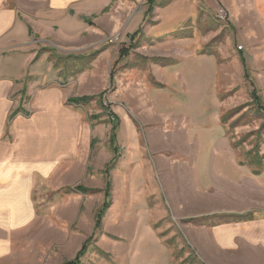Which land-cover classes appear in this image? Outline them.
<instances>
[{"label": "rangeland", "instance_id": "obj_1", "mask_svg": "<svg viewBox=\"0 0 264 264\" xmlns=\"http://www.w3.org/2000/svg\"><path fill=\"white\" fill-rule=\"evenodd\" d=\"M220 6L227 12L225 20L217 15ZM148 8L147 0H114L107 12L122 17L119 29L113 30L108 23L105 31L94 30L91 42L84 38L75 47L58 45L48 53L61 83L90 73L87 89L74 91L76 97L91 98L76 104L87 133L82 154L90 177L58 191L37 177L33 198L45 224L13 232L12 264H64L89 239L80 264H212L202 259L197 246L198 241L211 242L207 226L244 220L233 216L236 214L214 212L247 206L229 188L244 191L250 186L246 179L255 175L254 168L239 162L246 159L244 154L255 144L256 134L237 148L235 142L261 129L264 153V115L253 96L256 90L264 104V37L255 35L260 23L243 15L236 18L242 7L236 5L231 11L225 0H156L153 13L146 17ZM246 11L253 14L251 7ZM136 24L141 30L132 40L130 33ZM116 35L122 40L111 42ZM130 46L127 55L120 54ZM229 111L233 113L227 116ZM125 112L130 114L143 148L149 155L157 154L151 159L157 189L152 194L145 188L146 195H151L146 198L150 214L139 217L145 228L139 230L138 238L134 236L138 231L132 228L133 215L128 221L107 218L103 224L102 220V229L95 231L97 210L105 201L106 169L127 153V146L121 144L118 155V142H111L113 126L124 127ZM151 132L156 142L150 141ZM156 161L165 163L168 173H162ZM233 170L236 182L223 178ZM260 174L264 175V167ZM112 190L113 186L111 204ZM75 193L82 194L80 214L91 212L92 227L75 256L67 257L59 251L53 231L62 227L71 232L75 226L58 220L53 208L60 198ZM198 232L204 233V240L197 237Z\"/></svg>", "mask_w": 264, "mask_h": 264}, {"label": "crops", "instance_id": "obj_2", "mask_svg": "<svg viewBox=\"0 0 264 264\" xmlns=\"http://www.w3.org/2000/svg\"><path fill=\"white\" fill-rule=\"evenodd\" d=\"M113 1L0 0L1 264H12L11 237L14 231L27 230L35 223L36 227L45 224L33 198L37 177L56 191L73 185L77 179L90 177L87 176V158L82 154L87 135L81 125L83 115L76 104L69 101L76 97L74 91L87 89L85 85L88 86L90 73L86 71L74 81L61 83L54 75V64L48 61V53L51 54L58 45L66 49L75 47L84 38L91 42L94 30L105 31L108 23L113 30L119 29L122 17L107 12ZM225 1L231 11L236 5L242 7L238 10L241 15H236V18L243 15L248 21L260 23L255 35L264 37V0ZM249 7L253 9L251 16L246 11ZM136 26L138 28L139 24ZM136 26L130 35L136 31ZM250 27L254 32L255 28ZM97 34L100 35L99 32ZM123 118L124 127L119 125L117 128L118 155L121 144L127 146V153L122 160L118 156L112 170V204L103 224L107 223V218L112 222L128 221L133 215L132 228L138 231L134 234L138 238L139 230L145 228L139 217L150 214L146 198L151 195H146L145 188L147 186L152 194L157 189L151 162L152 156L155 159L157 154L149 155L143 148L130 114L125 112ZM151 135L150 141L156 142V135L153 132ZM164 141L167 142L166 139ZM156 163H159L162 173H168L165 163ZM234 172H230L233 175L229 172L224 174L223 178L236 182ZM217 178L222 180L220 176ZM120 179L122 183L119 185ZM246 180L250 182L247 190L229 188V193L236 199L243 198V204L247 206L214 213L250 216L241 221L208 225L211 232L207 238L211 236V242L207 239L204 241L207 244L197 243L204 261L212 264H264V210L252 213V210L264 208V175L255 174ZM254 180L256 188L252 185ZM81 195L75 193L60 198L53 208L58 220L75 226L71 232L62 227L53 231L55 242L60 244L59 251L67 257L75 256L92 227L91 212L86 210L80 214L84 201ZM88 223L89 228L86 229L85 224ZM27 234L26 238L30 235L29 232ZM203 236L204 233H197L202 240Z\"/></svg>", "mask_w": 264, "mask_h": 264}, {"label": "trees", "instance_id": "obj_3", "mask_svg": "<svg viewBox=\"0 0 264 264\" xmlns=\"http://www.w3.org/2000/svg\"><path fill=\"white\" fill-rule=\"evenodd\" d=\"M147 3L149 4V8L146 11V15H149L153 12L154 6L156 4V0H147ZM140 32V28H137L136 31L131 35L132 40L135 37V34ZM132 46V45H131ZM130 48H126V49H121L120 50V54L123 55H127L128 52L131 49ZM73 57V56H72ZM253 96H254V103L256 104L257 108L262 112V114L264 115V104L261 100V98L257 95L256 90L253 91ZM91 98H87V97H72L69 99V101L73 104H81V103H87ZM236 111H238V109H236ZM233 112L229 111V113L227 114V116H230ZM224 118L223 120L227 119ZM238 120V119H237ZM234 121L232 123V125L234 123L237 122ZM264 126V122L262 123V127ZM117 128L118 125H114L113 129H112V135H111V142L112 144L117 143ZM252 134H256V141L255 144L253 145V147L248 150L245 154L244 157L246 158L245 160H240V165H251L254 168L253 173L258 175L262 172V169L264 167V153H261V142L260 139L262 138V131L261 129H258L257 131H252L250 133H247L245 135H243V137L239 140L235 142V147H239L242 145L243 142H245L247 140L248 137H250ZM116 160H114L112 163L109 164V166L106 169V176H107V183H106V192H105V201L104 203L101 205V207L97 210V214H96V224H95V231H99L102 229V220L103 217L105 215V213L107 212L108 208L111 205V189H112V180L110 178V172L113 169V167L115 166ZM77 190L79 191H83V188L79 187L77 188ZM216 215H213L212 217H215ZM236 217H240L239 219H245V217L247 215L242 214V215H233ZM91 239L86 240L83 244V247L81 248V250L78 252V254L76 255V257L70 261L65 262L64 264H80V260L82 258V256L84 255V253L86 252L89 242Z\"/></svg>", "mask_w": 264, "mask_h": 264}, {"label": "built area", "instance_id": "obj_4", "mask_svg": "<svg viewBox=\"0 0 264 264\" xmlns=\"http://www.w3.org/2000/svg\"><path fill=\"white\" fill-rule=\"evenodd\" d=\"M217 15L223 20L226 19L225 16H227V12L223 6L222 7L220 6V8L217 11ZM121 40H122L121 37L119 35H116L114 38H111L110 41L111 42H120ZM238 48L242 49L243 46L239 45Z\"/></svg>", "mask_w": 264, "mask_h": 264}, {"label": "bare ground", "instance_id": "obj_5", "mask_svg": "<svg viewBox=\"0 0 264 264\" xmlns=\"http://www.w3.org/2000/svg\"><path fill=\"white\" fill-rule=\"evenodd\" d=\"M0 202H1V200H0ZM9 202V201H8ZM2 203V202H1Z\"/></svg>", "mask_w": 264, "mask_h": 264}]
</instances>
